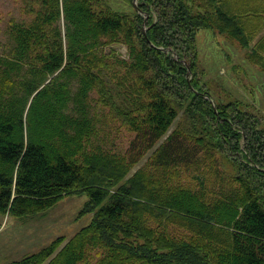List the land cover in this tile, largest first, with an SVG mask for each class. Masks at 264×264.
Instances as JSON below:
<instances>
[{
    "label": "trees",
    "instance_id": "16d2710c",
    "mask_svg": "<svg viewBox=\"0 0 264 264\" xmlns=\"http://www.w3.org/2000/svg\"><path fill=\"white\" fill-rule=\"evenodd\" d=\"M15 2L28 18L0 46V212L85 191L91 219L6 264H264V128L214 98L197 43L246 46L264 0ZM110 123L133 133L125 149Z\"/></svg>",
    "mask_w": 264,
    "mask_h": 264
},
{
    "label": "rangeland",
    "instance_id": "374dc122",
    "mask_svg": "<svg viewBox=\"0 0 264 264\" xmlns=\"http://www.w3.org/2000/svg\"><path fill=\"white\" fill-rule=\"evenodd\" d=\"M111 3L115 5V0ZM259 13L262 14L257 19V32L246 37V46L240 40L231 41L215 31L203 30L197 35V43L200 49L199 69L203 68L200 80L206 82L214 98L223 102L239 100L240 107L259 118L260 127L264 128V10ZM11 18L20 20L28 17L22 13L20 3L0 0V46L6 40V26ZM260 45H263L262 49ZM120 50L124 54L125 48L120 47ZM172 125L173 128L175 124ZM103 129L116 148L125 149L133 136L117 123L104 124ZM148 155L149 152L131 168L129 174ZM232 170L231 165L230 173ZM87 199L88 194L83 191L65 195L43 211L25 215H12L9 209L0 212V264L37 251L56 237L69 238L91 219L90 213H81Z\"/></svg>",
    "mask_w": 264,
    "mask_h": 264
},
{
    "label": "water",
    "instance_id": "95a60500",
    "mask_svg": "<svg viewBox=\"0 0 264 264\" xmlns=\"http://www.w3.org/2000/svg\"><path fill=\"white\" fill-rule=\"evenodd\" d=\"M136 6V5H135ZM210 101L213 103V99H210ZM214 104V103H213Z\"/></svg>",
    "mask_w": 264,
    "mask_h": 264
}]
</instances>
